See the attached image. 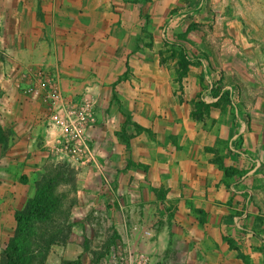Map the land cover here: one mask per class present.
Returning <instances> with one entry per match:
<instances>
[{
    "label": "crops",
    "instance_id": "crops-1",
    "mask_svg": "<svg viewBox=\"0 0 264 264\" xmlns=\"http://www.w3.org/2000/svg\"><path fill=\"white\" fill-rule=\"evenodd\" d=\"M174 8L170 43L162 26ZM17 66L58 73L61 91L94 107L82 130L94 162L70 164L72 231L48 260L84 257L81 240L123 239L142 218L156 227L151 264H264V0H0L4 242L45 165L68 163L50 150L55 113L22 97ZM210 82L238 87L239 116L214 92L200 100ZM230 142L263 167L247 175Z\"/></svg>",
    "mask_w": 264,
    "mask_h": 264
},
{
    "label": "built area",
    "instance_id": "built-area-1",
    "mask_svg": "<svg viewBox=\"0 0 264 264\" xmlns=\"http://www.w3.org/2000/svg\"><path fill=\"white\" fill-rule=\"evenodd\" d=\"M200 63L205 58L197 56ZM29 82H21L24 93L34 97L41 98L48 102L51 112H54V124L58 128L57 140L51 145L53 154H64L68 157V163L75 167L87 166L94 162V152L88 146L84 139L82 130L85 123L92 115L93 103L85 96L81 95L73 99L59 89L58 82L53 75L37 71L29 76L23 75V78ZM214 92L217 99H225L229 109L235 116L240 115V92L237 86L228 84L223 85L219 82L208 83L206 90L199 96L204 100L206 95ZM229 152L242 160L249 161L250 167L247 169V175H253L258 172L262 166V160L248 154L241 143L230 142ZM252 201L251 193L246 196V204ZM127 223V222H126ZM131 237L126 241L116 240L110 246L107 253L101 258L99 264H151L152 255L141 245L147 246L155 238V227H144L141 224L130 225ZM141 244V245H140ZM139 245V246H138ZM159 264H165L161 261Z\"/></svg>",
    "mask_w": 264,
    "mask_h": 264
},
{
    "label": "trees",
    "instance_id": "trees-1",
    "mask_svg": "<svg viewBox=\"0 0 264 264\" xmlns=\"http://www.w3.org/2000/svg\"><path fill=\"white\" fill-rule=\"evenodd\" d=\"M44 169L34 196L15 213L6 264H42L53 245H65L69 239L74 197L68 193L75 191L76 171L65 163H48Z\"/></svg>",
    "mask_w": 264,
    "mask_h": 264
},
{
    "label": "rangeland",
    "instance_id": "rangeland-1",
    "mask_svg": "<svg viewBox=\"0 0 264 264\" xmlns=\"http://www.w3.org/2000/svg\"><path fill=\"white\" fill-rule=\"evenodd\" d=\"M180 16L181 15H179L178 9H176V8L172 9L168 13L166 21H165L164 25L162 26V38H164L165 41H168L170 43H174L175 42L176 32L173 31V28L180 21ZM180 52L182 54V57H186V58H188L190 60H193L195 63H199L200 64V62L198 60H196V59H197V55L198 56H202L201 54L194 53V51L187 50V49L184 50V51L180 50ZM37 71H42V72H45V73L53 75L54 78L56 79V81L58 82V86H59V75H58V73L49 72V71H46V70L41 69L39 67H29V68H26V67H23V66L15 67V75H18V79L21 80L20 84H21V82H22V84L29 82L27 77L23 78V75L29 76L30 74L32 75L34 72H37ZM62 92L64 93V95L70 94V93H67L65 91H62ZM23 94L24 95H22V97L25 96L24 99L30 100L29 98H31V97H28L30 95H28L27 93H23ZM0 127H1V125H0ZM0 134H1L0 140L2 139L1 143H4V136H3V132H2L1 129H0ZM49 163H54V162H49ZM56 163H65V162H56ZM65 164L70 166V164H68V163H65ZM262 167L263 166H261V168ZM36 182H35V184H36ZM261 184H262V187H264V182H262ZM68 194H69V197L73 196L72 192H69ZM153 215L156 216L157 215L156 212H154ZM158 218L159 217L157 216V218H155V219H158ZM136 220L137 221L134 222V224H138V227H140L141 224H143L144 227H150L152 225V223L149 224V223H147L146 220H144L142 218H138ZM151 220H152L151 222L154 221V219H151ZM131 224H133V223H131ZM131 224H129V225L127 224L128 227H127L126 233H124V235L121 234L123 239H121L120 236H118V238L116 239V237L114 236L113 233H110V234L108 233L105 237L101 238L98 241H92V240H89V239L81 240V245H82L84 251H86L88 253L84 257H80L79 256L78 258H75L73 260H67L65 258H62L60 255H57L56 253L54 254L55 256L52 255L51 258L49 257V260H48V256H50L51 249H54L55 246H57V245H53L51 247V249H50V251H49V253H48V255H47V257H46V259L44 261V263H42V264H99L101 258H103V256L107 253V251L110 248V246L112 244H114V242H116V240H119V241H123L124 240V241H126V240H128L131 237V231L129 230ZM154 225H155V223L153 224V226ZM155 229H156V227H155ZM8 241H9V239H8ZM8 241L4 242V241L0 240V264H6V256H7L6 255V247L8 245ZM149 244H151V243H149ZM149 244L147 246H144V245H141V244H140L141 246H139V245L138 246L146 249L149 246ZM58 246H59V244H58Z\"/></svg>",
    "mask_w": 264,
    "mask_h": 264
}]
</instances>
